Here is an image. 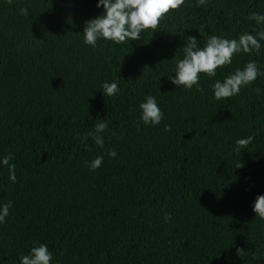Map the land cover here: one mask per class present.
<instances>
[{
    "label": "trees",
    "instance_id": "obj_1",
    "mask_svg": "<svg viewBox=\"0 0 264 264\" xmlns=\"http://www.w3.org/2000/svg\"><path fill=\"white\" fill-rule=\"evenodd\" d=\"M98 2L0 0V161L11 154L16 165L13 182L0 163V207L12 203L0 264H20L39 244L50 264H264V219L253 211L264 195V75L234 97L213 93L250 61L264 73V40L259 54L201 73L202 92L168 77L189 36L203 48L213 35L264 31L249 18L264 15V0H207L206 9L185 0L141 40L92 47L83 31L104 13ZM105 82L119 93L104 95ZM149 95L163 112L157 126L140 119ZM105 120L99 147L89 133Z\"/></svg>",
    "mask_w": 264,
    "mask_h": 264
},
{
    "label": "clouds",
    "instance_id": "obj_2",
    "mask_svg": "<svg viewBox=\"0 0 264 264\" xmlns=\"http://www.w3.org/2000/svg\"><path fill=\"white\" fill-rule=\"evenodd\" d=\"M8 4L12 0H7ZM185 0H99L97 8L103 6L104 13L99 17L86 22L84 28V42L92 47L97 46V41L101 38L112 41L117 45L126 44L129 41H138L142 38V33L145 30L151 29L155 32L160 26L161 20L171 11L179 9ZM197 6L207 7V0H197ZM21 15H28V10L22 8ZM250 19L254 20L258 25H264V15L260 13H251ZM258 37V38H257ZM260 40H264V31L253 36L249 33H244L238 39H227L219 36H211L203 48L198 46V41L195 36L187 37L186 45L184 46V57L177 61L173 72L168 76L171 83L177 87H184L191 90L193 86H197V91H203L199 87L200 74L205 73L208 77H215L217 69L230 65L233 56L241 52L259 54L261 49ZM259 75H264L258 69L255 61L248 62L243 69H236L235 72L226 77L223 82L216 80L213 85L214 99L219 101L226 98H231L238 95L243 87L251 85ZM103 94L108 97L115 96L120 89L115 82L103 84ZM257 93L260 92L256 88ZM142 110L141 120L145 125L157 126L162 121L163 112L158 106L155 97L149 95L146 101L140 104ZM139 129V124H137ZM108 123L99 122L95 125L96 135L93 136L95 144L99 147L104 146V137L99 135L106 132ZM165 131H171V126L166 125ZM115 135V133H112ZM254 140L253 136H248L246 139H237V151L245 149ZM110 157H116L115 150L108 152ZM14 157L9 154L5 155L0 161L9 170V179L16 181L15 169L16 165L10 163ZM103 156H97L90 163V169L96 170L101 167ZM237 168L242 167L239 163ZM12 207L11 201L0 207V223L5 222V218L9 215ZM253 211L260 218L264 219V195H259L253 205ZM171 219L170 213H165L164 220L167 222ZM241 250L238 249V253ZM53 260V254L48 250L47 244H39L32 247L28 255L20 258V264H50Z\"/></svg>",
    "mask_w": 264,
    "mask_h": 264
}]
</instances>
